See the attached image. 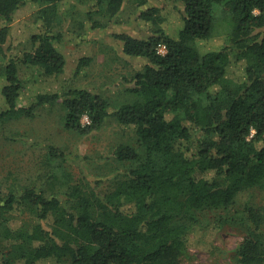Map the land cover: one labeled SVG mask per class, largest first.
<instances>
[{"label":"trees","instance_id":"obj_1","mask_svg":"<svg viewBox=\"0 0 264 264\" xmlns=\"http://www.w3.org/2000/svg\"><path fill=\"white\" fill-rule=\"evenodd\" d=\"M28 1L39 5L38 29L30 47L12 55L11 25ZM63 1L0 0V123L60 103L64 127L79 135L110 119L133 135L112 146L111 171L122 178L106 193L97 187L110 174L76 177L69 156L53 147L45 179H13L0 192V240L7 243L0 264H186L191 233L203 227L186 217L203 207L214 226L242 230L231 252L236 264H264V203L250 202L254 190L264 198V0H168L184 21L177 37L162 28L151 0H135L144 8L138 17L153 27L147 36L114 34L126 55L146 60L126 80L130 99L113 102L66 79L62 89L26 100L25 80L44 88L64 75ZM94 1L85 13L94 28L125 3ZM217 37L220 47L202 49ZM90 60L82 58L75 74Z\"/></svg>","mask_w":264,"mask_h":264},{"label":"rangeland","instance_id":"obj_2","mask_svg":"<svg viewBox=\"0 0 264 264\" xmlns=\"http://www.w3.org/2000/svg\"><path fill=\"white\" fill-rule=\"evenodd\" d=\"M94 2V0L63 1L60 6L61 22L57 28L64 34V43L61 46L66 57L64 75L61 77L62 80L53 81L44 88L33 84V79L25 80L26 100L27 97L28 100L34 99L35 92L40 90L62 89L66 79L69 81L67 84L72 87L91 89L107 96L113 102L130 99L132 95L125 91L126 80L142 69L146 60L126 55L121 41L114 34L127 32L136 36H147L152 33L153 26L138 17L140 9L144 8H138L135 0H125L121 11L113 20L105 27L94 28L91 22L86 20L85 14ZM151 6L160 9V14L164 18L162 28L172 37H177L184 23L179 12L168 0H151L148 7ZM38 9V3L28 1L16 11L11 25L10 40L6 45L12 55L30 47V37L38 29L34 17ZM223 43L224 38L217 37L210 41H202L201 47L208 50L212 45L220 47ZM82 58L91 60L79 74H75ZM1 61L4 62L0 58V63ZM237 68L240 69V65ZM29 74V71L20 72L22 78ZM3 84L4 78L0 76V108L4 105L1 92ZM63 113L61 104L56 103L41 107L34 118L22 117L0 123V192L6 191L9 183L15 178L22 183L39 177L45 179L47 155L51 147L69 156L67 163L76 177L86 174L93 179L101 180V176L110 174L97 187L101 193L112 190L116 181L122 178V175L111 171L117 166V163L110 159L111 149L120 141H128L133 133L123 130L116 120L110 119L100 130L79 135L64 127L61 118ZM244 200L240 199L242 202ZM250 200L252 204L259 201L264 203V198L258 190L250 193ZM212 213V210L203 207L186 217L187 221L201 223L203 227L191 233L189 253L184 263L236 264L231 252L241 242L242 230L231 224L223 227L214 226ZM22 220V217H13L12 224L20 225ZM6 244L0 240V251L5 249Z\"/></svg>","mask_w":264,"mask_h":264},{"label":"built area","instance_id":"obj_3","mask_svg":"<svg viewBox=\"0 0 264 264\" xmlns=\"http://www.w3.org/2000/svg\"><path fill=\"white\" fill-rule=\"evenodd\" d=\"M158 51L161 52V53H165V52H166V47H165V45L160 44L159 47H158ZM83 120H85L87 123L89 122L88 117H84Z\"/></svg>","mask_w":264,"mask_h":264}]
</instances>
